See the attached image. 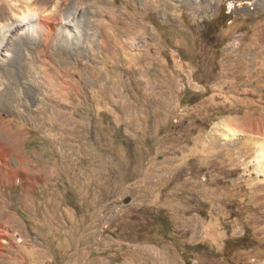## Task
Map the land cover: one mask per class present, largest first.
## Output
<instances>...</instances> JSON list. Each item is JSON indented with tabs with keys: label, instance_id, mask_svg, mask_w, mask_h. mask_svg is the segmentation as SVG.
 I'll use <instances>...</instances> for the list:
<instances>
[{
	"label": "rangeland",
	"instance_id": "374dc122",
	"mask_svg": "<svg viewBox=\"0 0 264 264\" xmlns=\"http://www.w3.org/2000/svg\"><path fill=\"white\" fill-rule=\"evenodd\" d=\"M257 1L36 0L94 37L38 29L51 90L1 73L0 264H264L257 149L220 128L264 120Z\"/></svg>",
	"mask_w": 264,
	"mask_h": 264
},
{
	"label": "bare ground",
	"instance_id": "6f19581e",
	"mask_svg": "<svg viewBox=\"0 0 264 264\" xmlns=\"http://www.w3.org/2000/svg\"><path fill=\"white\" fill-rule=\"evenodd\" d=\"M191 1L192 0H184L185 6L192 5ZM10 2H11L10 13L5 12L4 5L0 3V22L2 20L4 21L8 20L12 16H14L15 17L14 20H16L17 25H15L14 23L2 25L0 23V56L8 57L6 61H3V63L0 64V82L3 84V78L1 76V73L2 74L4 73V78L5 75L7 74L9 75L8 71L10 68H8V66L10 65L12 68L18 69V72L15 75H17L20 78H25L26 80L31 81L32 85L37 87V90H39L38 88H42V86H44L43 84L46 83L48 85V88L50 87L54 88L51 83L52 80H50V74H49L50 70L46 66L47 63L46 64L44 63L45 65L43 71L45 72V76L47 77V78L45 77L46 79H44L46 80V82L39 83L36 80L38 79L37 76L38 68L37 66L34 65L33 59L30 60L29 58H27L28 53L26 51L27 50L29 51L31 45L35 41L34 39L37 36L36 34L38 32V29L39 28L44 29L43 36L46 41V44L50 43L51 41L53 42L54 40L56 42H63L67 44L70 41L78 43L80 40L82 41L83 38L85 39V37L92 39V37L94 36L91 34L89 35L88 33L84 34L81 30H78L79 28H77V24L74 22V18H75L74 15L76 14V12L67 15H65L66 13L65 14L63 13L61 15L62 17L61 16L53 17L52 19L51 16L44 14V12L40 11L37 8L36 9L34 8L36 0H10ZM209 5H210L209 0H207V3H205V7L208 8ZM60 6H61L60 4L56 6L58 10ZM14 25H15V29H14ZM57 30L58 33H56ZM13 32H18L19 34H17V40L11 43L9 37L10 34H12ZM105 37L110 38V35L106 33ZM47 46H49V44ZM11 47L15 48V52H13V54L9 51ZM4 51L7 53H3ZM13 76L9 75V77L14 78ZM49 93H47L45 96L48 99H51ZM220 128L228 131V133L223 135V139L226 141L240 139L247 135L252 136V138L248 139V141L250 142V144H253L257 149V154L254 161L256 165L255 171L257 175L263 177L261 180V184L259 185L258 188V193H259L258 200L264 203V140L261 139V137H264V120L263 121L248 120L242 122L239 121L237 124L223 123L222 126H220ZM28 164H33V163L32 161H28Z\"/></svg>",
	"mask_w": 264,
	"mask_h": 264
},
{
	"label": "trees",
	"instance_id": "16d2710c",
	"mask_svg": "<svg viewBox=\"0 0 264 264\" xmlns=\"http://www.w3.org/2000/svg\"><path fill=\"white\" fill-rule=\"evenodd\" d=\"M229 15V14H228ZM225 21H227V20H225Z\"/></svg>",
	"mask_w": 264,
	"mask_h": 264
}]
</instances>
